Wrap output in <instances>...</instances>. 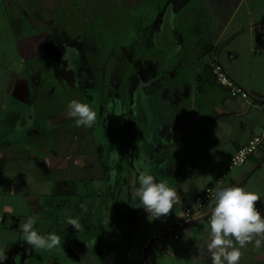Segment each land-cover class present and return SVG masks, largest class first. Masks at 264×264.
Instances as JSON below:
<instances>
[{
	"label": "crops",
	"instance_id": "crops-1",
	"mask_svg": "<svg viewBox=\"0 0 264 264\" xmlns=\"http://www.w3.org/2000/svg\"><path fill=\"white\" fill-rule=\"evenodd\" d=\"M151 1L157 3L154 11L172 15L173 51L153 54L154 65L139 71L135 86L101 88L105 96L97 100L64 87L69 82L58 78V68L60 85L42 84V68L34 62L49 30L51 1L0 0L5 264H143V251L148 264H211L206 242L215 201L177 227L178 238L150 237L221 176V186L243 187L264 201V143L244 165L229 170L237 151L264 129V110L231 98L212 70L220 63L252 100L264 101V0ZM156 26H146L151 38L162 33ZM22 61L27 67L18 72ZM73 99L96 112L92 127H77L67 117ZM145 165L179 197L172 212L151 221L135 207L134 178ZM257 207L264 213V203ZM30 217L39 233L55 232L61 244L51 250L28 245L20 226ZM67 217L80 228L68 225ZM241 253L240 264H264V245L256 248L253 241Z\"/></svg>",
	"mask_w": 264,
	"mask_h": 264
},
{
	"label": "rangeland",
	"instance_id": "rangeland-1",
	"mask_svg": "<svg viewBox=\"0 0 264 264\" xmlns=\"http://www.w3.org/2000/svg\"><path fill=\"white\" fill-rule=\"evenodd\" d=\"M50 1L53 8L48 14L49 30L44 34L47 37H42L43 51L35 56L38 61L34 62L42 68L43 85H60L54 73L58 68V78L69 82H64V87L75 86L86 96L91 95L98 100L105 96L101 88L115 91V88L135 86L139 71L154 65L153 54H164L174 49L172 15L166 11H154L156 1ZM162 1L165 2L161 0L160 3ZM147 24L149 27H162V33L157 35V30L155 37L151 38ZM151 42L154 46L148 49L147 44ZM211 42L213 38L208 40ZM197 48L200 52V46ZM33 50L36 51L37 47ZM15 52V63L20 67L18 48ZM26 67L22 61V68H17V71Z\"/></svg>",
	"mask_w": 264,
	"mask_h": 264
},
{
	"label": "clouds",
	"instance_id": "clouds-1",
	"mask_svg": "<svg viewBox=\"0 0 264 264\" xmlns=\"http://www.w3.org/2000/svg\"><path fill=\"white\" fill-rule=\"evenodd\" d=\"M66 115L74 119L77 127L90 128L96 121V112L88 104L75 99L68 103ZM113 158L119 159L115 151ZM111 175L115 180L117 173L113 171ZM134 183L137 185L135 207L143 208L150 221L167 216L179 200L177 191L167 181L157 180L147 165L137 169ZM214 200L206 242L211 264H240L241 249L253 241L256 248L264 245V213L257 207L258 201H264H261L259 193L236 185L217 186ZM66 223L75 229L80 228L74 217H67ZM20 230L27 244L35 248L51 250L61 244V237L55 232L47 235L39 233L31 217L21 224ZM7 258V254L0 250V264H5Z\"/></svg>",
	"mask_w": 264,
	"mask_h": 264
},
{
	"label": "built area",
	"instance_id": "built-area-1",
	"mask_svg": "<svg viewBox=\"0 0 264 264\" xmlns=\"http://www.w3.org/2000/svg\"><path fill=\"white\" fill-rule=\"evenodd\" d=\"M213 73L215 79L219 85L225 87L231 98L247 102L253 106L259 107L264 110V101H254L248 90H246L242 85L233 80L225 71L224 67L215 62L213 64ZM264 143V129L253 136L246 145L242 146L236 153V155L231 159L229 164V170L235 167L242 166L251 157L260 146ZM224 181V176L219 177L216 181L209 185L201 194L197 195L193 203L188 206L184 212L173 221L169 227L161 228L157 232L153 233L150 237V241L158 240L167 234H172L174 238H178V232H176L177 227H181L183 224L191 221L196 213L203 211L207 206L211 205L214 200V190L217 186H221ZM209 220V219H208ZM143 264H148L144 251L142 252Z\"/></svg>",
	"mask_w": 264,
	"mask_h": 264
},
{
	"label": "trees",
	"instance_id": "trees-1",
	"mask_svg": "<svg viewBox=\"0 0 264 264\" xmlns=\"http://www.w3.org/2000/svg\"><path fill=\"white\" fill-rule=\"evenodd\" d=\"M152 47L151 43L147 44V48L150 49Z\"/></svg>",
	"mask_w": 264,
	"mask_h": 264
}]
</instances>
